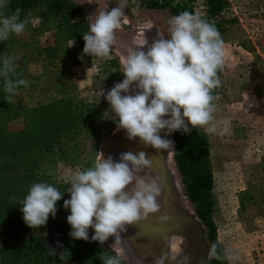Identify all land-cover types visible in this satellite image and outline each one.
Wrapping results in <instances>:
<instances>
[{"label":"trees","instance_id":"1","mask_svg":"<svg viewBox=\"0 0 264 264\" xmlns=\"http://www.w3.org/2000/svg\"><path fill=\"white\" fill-rule=\"evenodd\" d=\"M199 1L204 11L186 39L187 60L178 67L190 106L172 132V160L183 196L206 231L209 264H225L213 218L210 145L199 122L218 96L222 44L245 41L244 33L229 14V0L141 4L191 20ZM27 30L50 33L52 42L41 46L17 37ZM99 51L84 11L73 0H0V264H125L101 238L80 231L99 207L96 191L74 198L70 186L55 177L61 165L75 167L84 159L94 164L101 136L97 112L78 93L73 67L97 56L98 70H109L115 84L124 85L118 58L101 60ZM32 64L41 67L37 75L29 71ZM35 85L50 88L57 98L19 110L12 96ZM16 119L21 127L11 130ZM252 198L250 191L240 194V207Z\"/></svg>","mask_w":264,"mask_h":264},{"label":"rangeland","instance_id":"2","mask_svg":"<svg viewBox=\"0 0 264 264\" xmlns=\"http://www.w3.org/2000/svg\"><path fill=\"white\" fill-rule=\"evenodd\" d=\"M73 1L84 11L102 47L98 58H118L125 76L124 85L119 86L109 76V70L96 72L97 56L84 58L72 69L78 93L93 103L101 133L94 164L84 159L78 166L61 165L57 168L56 180L68 184L71 196L77 198L87 195L92 189L97 193L98 176L102 171L98 158L103 142L114 133L130 135L134 124L140 122L141 116H132L128 89L129 73L136 60L149 55L139 71L138 85L142 82L146 86L148 83L159 86L168 81L183 84L178 76V67L187 60L186 39L204 8L199 1L195 17L188 20L175 17L167 10L147 9L141 0ZM229 1V14L237 19L245 41L227 40L222 44V78L218 96L209 115L200 120L199 127L210 145L216 198L213 218L225 264H264V0ZM17 37L23 41L34 40L41 46L52 42V34H34L30 30L17 34ZM29 71L37 75L41 67L32 64ZM36 82L39 83V79ZM104 83L109 87L107 98L100 95ZM55 98L57 95L50 88L35 85L16 92L12 101L19 110H23ZM20 127L21 119L9 123L11 130ZM128 163L134 171L128 168ZM137 164L135 159L128 162L122 159L115 169L121 180L124 179L126 185L128 182V188H133L140 198L145 196V190L135 171ZM176 189L179 198L184 200L185 208L193 212L183 196L178 174ZM246 191H250L253 198L241 208L239 196ZM98 197L97 211L91 214L90 221L80 231L101 238L125 264H131L118 243L122 233L118 214L110 203ZM185 247L184 239L175 236L170 241L169 253L173 257H181ZM207 248L210 249L205 231L202 249Z\"/></svg>","mask_w":264,"mask_h":264},{"label":"water","instance_id":"3","mask_svg":"<svg viewBox=\"0 0 264 264\" xmlns=\"http://www.w3.org/2000/svg\"><path fill=\"white\" fill-rule=\"evenodd\" d=\"M148 56L136 60L128 79L131 112L142 116L146 131L135 139L114 133L103 142L98 158L102 171L98 176L97 193L118 214L123 239L133 256L145 252L154 264H177L169 253V240L178 235L186 242L179 257L181 264H208L210 249H202L205 229L187 207L177 206V201L184 200L177 194V174L169 164V160L173 163L172 132L188 111L190 95L185 86L177 82L165 83L154 92L139 87L138 74ZM170 101L176 103L175 109L162 119H153L152 115ZM111 154L126 161L139 159L157 185L160 200L156 209L139 208L134 194L111 179L114 168L109 162ZM132 262L136 264L135 260Z\"/></svg>","mask_w":264,"mask_h":264},{"label":"bare ground","instance_id":"4","mask_svg":"<svg viewBox=\"0 0 264 264\" xmlns=\"http://www.w3.org/2000/svg\"><path fill=\"white\" fill-rule=\"evenodd\" d=\"M140 87V86H139ZM145 90V89H144ZM147 91V90H146ZM176 107V103L174 101H170L168 102L162 109H160L158 112H160L161 110H163V112L161 113H158V114H153V118L155 117H158L157 119H162L164 118L166 115H168L171 111H173ZM133 118L136 117L135 115H133ZM142 118V116H141ZM139 119L140 122L142 121V119ZM133 121V120H132ZM144 121V120H143ZM139 123H135L133 128H134V131L132 129V132L130 133L131 135H139L141 133H143L145 130H144V126L141 125ZM128 124V123H127ZM132 127V126H131ZM126 137V135H124ZM128 138V137H127ZM135 139V138H133ZM130 159H137V158H128V160ZM122 159H119L117 154H111L110 157H109V162L111 164L113 168V173L111 174V179L113 181H116V182H120L122 183V185H124V187L126 188L127 191L131 192L134 194V196L136 197V200H137V204H138V207L139 208H148V209H156L159 205V200H160V195L159 193L156 191L158 190L157 189V185L153 179V177L149 174V172L147 170L144 169V167L140 164V162L136 165V168H135V171L137 172V174L139 175V177L142 179V183L144 185V190H145V196L144 197H139V195L134 192V190L128 188L129 187V184L127 182V185L125 183V181L121 180V177L118 176L116 174V165L118 164L119 165V162L121 161ZM127 160V162H128ZM137 161V160H136ZM130 162V161H129ZM170 162V161H169ZM122 164H124V162H122ZM121 164V165H122ZM170 164V163H169ZM120 167V166H119ZM131 167L133 168V166L130 165V163H128V168ZM123 170V169H122ZM133 171H134V168H133ZM124 172V171H123ZM119 177V179L117 178ZM124 178V176H123ZM156 187V188H155ZM158 196H159V200H158ZM177 206L178 207H183L185 209V205H184V201H177ZM122 229V228H121ZM121 232V231H120ZM121 234V239L118 241V243L120 244V246L123 248L122 251L125 252V255L129 256V262L131 264H133L132 260H135L136 261V264H154L153 261L151 260V258L149 257L148 254H146L145 252L143 253H138L135 257V255L133 256V254L131 253L130 249L128 248V245L125 243L124 239H123V236H122V233ZM175 236H178V235H173L170 237V240L175 237ZM177 240V239H176ZM175 241V240H174ZM180 242V241H178ZM177 242V243H178ZM174 243V242H173ZM176 243V242H175ZM174 243V244H175ZM176 243V244H177ZM176 246V245H175ZM169 249H170V246H169ZM117 250V249H116ZM120 251V249H119ZM121 251V252H122ZM170 252V251H169ZM126 257V256H125ZM173 257V256H172ZM173 260L177 263V264H181L183 263L179 257H173Z\"/></svg>","mask_w":264,"mask_h":264},{"label":"flooded vegetation","instance_id":"5","mask_svg":"<svg viewBox=\"0 0 264 264\" xmlns=\"http://www.w3.org/2000/svg\"><path fill=\"white\" fill-rule=\"evenodd\" d=\"M145 59H146V58H145ZM145 63H146V60H145V62H144V65H145ZM144 65H143V66H144ZM143 66H142V67H143ZM146 74H147V72H146ZM149 79H150L149 81H152L151 78H149ZM170 82H172V81H170ZM173 82H174V81H173ZM166 83H169V81L166 82ZM163 84H165V83L158 84L159 86H155V85L152 86V85H150V83H148L147 86H146V85H144V84L141 82V85H140V83H139V86H140L141 88L147 90V91L154 92V91L158 90L159 87H160L161 85H163ZM148 86H151V87H148ZM161 112H163V110H161L160 112H157L156 114L161 113ZM152 117H153V115H152ZM158 117H159V116H158ZM158 117H155V118H153V119L158 120V119H157ZM141 119H142V118H141ZM140 124L144 126V130L146 131L147 124L144 123V121H141ZM145 131H144L143 133H145ZM143 133H141V134H139V135H131V134H130V135L126 136V137H128V138H132V139H133V138H138V137H141ZM135 160H137L138 163H139V159H135Z\"/></svg>","mask_w":264,"mask_h":264},{"label":"built area","instance_id":"6","mask_svg":"<svg viewBox=\"0 0 264 264\" xmlns=\"http://www.w3.org/2000/svg\"><path fill=\"white\" fill-rule=\"evenodd\" d=\"M96 72H98V69H96ZM100 95L102 98H107L109 96V87L106 83L101 85Z\"/></svg>","mask_w":264,"mask_h":264}]
</instances>
